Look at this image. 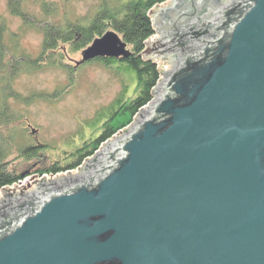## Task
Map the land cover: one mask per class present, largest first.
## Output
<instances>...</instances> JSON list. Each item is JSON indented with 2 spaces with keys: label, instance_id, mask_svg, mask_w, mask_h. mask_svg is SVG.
<instances>
[{
  "label": "water",
  "instance_id": "1",
  "mask_svg": "<svg viewBox=\"0 0 264 264\" xmlns=\"http://www.w3.org/2000/svg\"><path fill=\"white\" fill-rule=\"evenodd\" d=\"M153 20L146 54L177 60L156 97L81 172L4 186L0 264H264V0ZM83 54L130 50L108 29Z\"/></svg>",
  "mask_w": 264,
  "mask_h": 264
},
{
  "label": "rangeland",
  "instance_id": "2",
  "mask_svg": "<svg viewBox=\"0 0 264 264\" xmlns=\"http://www.w3.org/2000/svg\"><path fill=\"white\" fill-rule=\"evenodd\" d=\"M99 1L0 0V24L4 25L1 43L5 52L0 61V95L8 98L3 106L7 108L5 114L10 120L8 125L0 126V153L4 152L0 164L4 169L23 175L17 184L6 186L14 188L18 185L17 193L22 192V188L26 193L37 191L45 175L47 180H53L81 172L94 153L80 166L57 174H42L38 169L65 159L67 152L96 134L101 124L93 123L94 119L114 98L122 92L135 93L133 72L112 66L99 59L103 58L100 56L82 60L84 49L94 38L87 41L79 30L70 31V27L85 26L95 17ZM174 2L166 0L154 6L153 17L162 7ZM157 25L160 27V23ZM111 29L126 41L122 33ZM158 37L156 30L146 41L145 49L149 44L153 47L151 42L157 41ZM130 46L127 43L129 50ZM164 55L166 53L152 56L160 68L157 84L165 77L162 71L173 68L177 61ZM131 123L103 141L96 151L108 145L116 135H121ZM29 144L46 148L36 149L34 155L27 156L24 150ZM3 189L0 191L1 200L6 197Z\"/></svg>",
  "mask_w": 264,
  "mask_h": 264
},
{
  "label": "trees",
  "instance_id": "3",
  "mask_svg": "<svg viewBox=\"0 0 264 264\" xmlns=\"http://www.w3.org/2000/svg\"><path fill=\"white\" fill-rule=\"evenodd\" d=\"M164 1L166 0H100L95 17L91 21L85 26L70 27V31L73 33L78 30L82 32L87 41L101 35L106 29L114 28L122 33L123 38L131 45V54L127 57L99 59L119 69L125 68L126 71L133 72V76L136 78L135 93L130 95L122 92L114 98L107 108L94 119L93 123L101 124L96 134L67 152L65 159L56 160L48 166L39 168V173L57 174V172L80 166L87 156L95 153L103 141L131 123L140 108L153 98V89L159 80L160 68L154 59L144 53V49L148 38L156 32L151 11L154 6ZM3 31L4 25L0 24V61L3 60L5 53L1 43ZM0 98V126L8 125L9 115L5 114L7 108L3 106L8 98L3 94L0 95ZM101 120H103L102 123L99 122ZM39 148L35 144H29L24 151L27 156H32ZM42 148H46V146L40 149ZM0 154V156H4V152ZM21 178H23L21 173L4 169L0 164V191L4 186L13 185Z\"/></svg>",
  "mask_w": 264,
  "mask_h": 264
},
{
  "label": "flooded vegetation",
  "instance_id": "4",
  "mask_svg": "<svg viewBox=\"0 0 264 264\" xmlns=\"http://www.w3.org/2000/svg\"><path fill=\"white\" fill-rule=\"evenodd\" d=\"M17 184V183H16ZM18 186V185H17ZM17 186H15V187H17Z\"/></svg>",
  "mask_w": 264,
  "mask_h": 264
}]
</instances>
